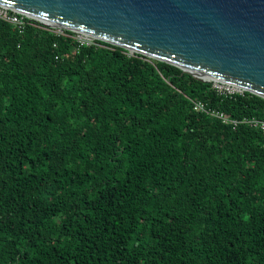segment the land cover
Returning a JSON list of instances; mask_svg holds the SVG:
<instances>
[{
	"label": "trees",
	"instance_id": "trees-1",
	"mask_svg": "<svg viewBox=\"0 0 264 264\" xmlns=\"http://www.w3.org/2000/svg\"><path fill=\"white\" fill-rule=\"evenodd\" d=\"M251 118L263 97L0 21V264H264Z\"/></svg>",
	"mask_w": 264,
	"mask_h": 264
},
{
	"label": "water",
	"instance_id": "water-1",
	"mask_svg": "<svg viewBox=\"0 0 264 264\" xmlns=\"http://www.w3.org/2000/svg\"><path fill=\"white\" fill-rule=\"evenodd\" d=\"M0 7L264 98V0H0Z\"/></svg>",
	"mask_w": 264,
	"mask_h": 264
},
{
	"label": "built area",
	"instance_id": "built-area-1",
	"mask_svg": "<svg viewBox=\"0 0 264 264\" xmlns=\"http://www.w3.org/2000/svg\"><path fill=\"white\" fill-rule=\"evenodd\" d=\"M0 21L7 22L11 24L14 28L18 29L20 33H23L25 30L26 26L30 25L33 22H37L35 19L21 15L19 13H16L14 11H11L6 8L0 7ZM65 30L60 29L59 31H56L59 34H63ZM75 33V38L80 43V45H88L92 44V42L96 41L94 38H91L85 34L79 33V32H74ZM93 40V41H92ZM93 42V43H94ZM209 82L212 83L213 88L220 94V95H234L237 93L243 94L244 91L238 87H235L231 84L219 81V80H210ZM237 88V89H236ZM195 111L198 112H207L211 114L212 116H216L219 119L222 120L223 123L225 124H233L234 127H236L239 122L238 121H232L226 116L223 112L212 110L206 106V104L201 101V100H196L194 102L193 106ZM245 122L249 123L251 126H254L256 128H261L264 130V122L260 121L256 118H251V119H245Z\"/></svg>",
	"mask_w": 264,
	"mask_h": 264
},
{
	"label": "rangeland",
	"instance_id": "rangeland-1",
	"mask_svg": "<svg viewBox=\"0 0 264 264\" xmlns=\"http://www.w3.org/2000/svg\"><path fill=\"white\" fill-rule=\"evenodd\" d=\"M53 31H59L60 30V28H52V27H50ZM93 41V40H92ZM94 42V41H93ZM92 42V43H93ZM130 54H135V53H133V52H129ZM237 89V88H236Z\"/></svg>",
	"mask_w": 264,
	"mask_h": 264
},
{
	"label": "bare ground",
	"instance_id": "bare-ground-1",
	"mask_svg": "<svg viewBox=\"0 0 264 264\" xmlns=\"http://www.w3.org/2000/svg\"><path fill=\"white\" fill-rule=\"evenodd\" d=\"M236 87V86H235Z\"/></svg>",
	"mask_w": 264,
	"mask_h": 264
}]
</instances>
